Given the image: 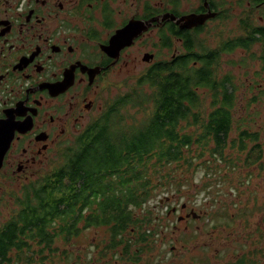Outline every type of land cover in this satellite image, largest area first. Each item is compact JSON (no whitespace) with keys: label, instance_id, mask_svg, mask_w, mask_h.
<instances>
[{"label":"flooded vegetation","instance_id":"obj_1","mask_svg":"<svg viewBox=\"0 0 264 264\" xmlns=\"http://www.w3.org/2000/svg\"><path fill=\"white\" fill-rule=\"evenodd\" d=\"M151 1L0 0V128L12 134L0 190L19 182L25 189L50 177L81 135L101 127L115 100L129 90L131 77L136 83L155 64L188 55L194 67L208 65L218 80L234 84V69H250L255 70L249 72L255 79L250 84L264 85V0H196L186 11H179L181 0H163L169 9ZM191 14L212 16L191 28L176 23ZM152 19L157 20L149 23ZM140 24L147 30L130 41ZM146 37L154 44L147 45ZM133 51H141V62ZM230 112L236 140L226 147L245 146L236 150L244 154L237 163L241 177L249 174L243 170L264 173L258 136L264 126L254 130L250 114L240 117L243 110L236 107ZM250 190L235 189L237 204L221 203L223 211L218 206L207 213L197 208L202 204L194 203L192 190L174 189L158 201L161 217L153 207L115 236L105 227L82 231L78 238L88 231L98 235L92 251L78 255V264H264V195L259 205ZM182 196L188 200L180 202ZM211 202L201 207L213 208ZM210 218L212 226L206 224ZM168 242L173 244L167 247ZM29 248L30 264H52L49 252ZM19 255L16 249L0 253V264H17ZM58 255L62 264V247Z\"/></svg>","mask_w":264,"mask_h":264},{"label":"trees","instance_id":"obj_2","mask_svg":"<svg viewBox=\"0 0 264 264\" xmlns=\"http://www.w3.org/2000/svg\"><path fill=\"white\" fill-rule=\"evenodd\" d=\"M191 60L187 55L148 68L115 100L101 127L66 151L50 177L24 189L14 214L0 225V253L16 249L30 264L33 258L20 252L30 245L51 256L57 238L73 244L97 227L115 236L155 194L182 187L201 165L197 160L227 162L226 151L246 149L226 147L236 140L234 86ZM202 90L209 92L208 103ZM112 222L122 224L111 228Z\"/></svg>","mask_w":264,"mask_h":264},{"label":"rangeland","instance_id":"obj_3","mask_svg":"<svg viewBox=\"0 0 264 264\" xmlns=\"http://www.w3.org/2000/svg\"><path fill=\"white\" fill-rule=\"evenodd\" d=\"M156 1L161 2L160 6L163 9H169V6H171L170 3H165L163 0H156ZM194 1L196 0H181V3H179V11L180 8L181 10L184 11L189 10L194 5L193 4ZM145 42L147 45L154 44V41L149 37H146ZM150 50L153 51V48L151 47ZM139 52L141 51H133L132 56H138L137 60L138 62H141L142 55H139ZM137 69L138 67L135 68L133 72H135ZM251 71L255 72V70H250V69H234L232 72V75L235 78V83L232 85L234 86L235 89V97H237V103L235 107L237 109L243 110L241 115H239L240 117L246 118V114L248 115L250 114V117H252L254 120L253 127L251 128L254 130L256 129L260 130V126L261 125L264 126V85L253 86L250 84V82L255 80L254 75L249 74V72ZM131 79L132 81L130 82V86L134 84L133 82L134 76H132ZM130 86H128V88ZM253 87H254V91L252 90ZM125 90L126 89H124L122 92H124ZM201 96L206 98L207 103L209 102V92L207 90H202ZM252 97H256L257 100L250 101L249 99ZM253 111L256 112L258 111V113H254ZM231 134L232 137L234 138L235 133H231ZM258 136L262 138L261 149L263 153L262 156L264 158V133H259ZM225 154L229 155L226 157L227 162L214 161L211 160L209 157H204L202 160H197L196 163L201 165L193 167L194 173L191 176L187 175L188 178L186 179L185 182L182 183V187L180 185L179 189L192 190V198L195 200L194 203L196 205L199 204L204 205L206 202L211 200L212 202L210 204L213 205V208L201 207L202 205L197 206V208H201L207 211V213H212L214 209H216L218 206H220L218 208L219 211L220 212L223 211V207L221 203L231 206L233 204H237L238 203L237 197L234 193V190L239 188H243L247 190L251 189L250 194L254 195L255 198L258 199L259 205H261L262 193L264 195V173H262L261 171L258 172L257 170L253 171V169L252 172H249L248 170L246 171L243 170L244 173H249L252 175L248 174L244 177H241L243 175L240 174V171L238 169L239 168L243 169V167L242 166L237 167V163L241 162L244 154L240 155L235 151L231 152L229 150L226 151ZM261 165L264 166V159ZM247 181H249L250 183L249 186H246ZM25 185L19 182L10 188H3L0 190L3 193V195L0 197V225L14 214V211L18 207L17 204L18 200H21L23 198L22 195L24 193ZM209 191L211 192V196H212L211 198L206 195V193ZM173 193H174V189H172V187L167 188L164 191L158 192L151 200H149L147 205H145L144 209L136 212L137 216L140 218L145 211L155 207L154 209L155 215L161 217L162 213L161 210L158 208V201L163 197L170 196ZM187 200H188L187 197L182 196L180 202ZM222 200H226V202H222ZM262 209L263 207H260V211ZM214 223H215L214 219L210 218V221L207 222L206 224L208 226H212ZM83 235H85V238H83V236L82 238H75L73 244H69V245L61 242L62 238H57L53 244V248L55 249V251L53 252V256L51 255V263L60 264L59 262L60 258L58 253L62 247V264H78L80 260H82L81 257L78 256L79 254H81L82 252L89 253L90 251H92V244L90 243L92 242V237L95 234L92 231H88ZM99 239L100 237H96V241H98ZM172 244L173 243L168 242L166 246L168 247ZM103 245L104 244H99L98 246H103ZM32 246H33V251L37 252L38 248L35 245H30V247ZM259 247H261V245H259ZM167 251L168 249L164 250V252ZM20 252L28 253L32 255V250L30 248L23 249ZM33 256L35 259V255ZM86 260H87V256H84V261L86 262ZM21 261L18 259L17 264L29 263V261H26L24 259Z\"/></svg>","mask_w":264,"mask_h":264},{"label":"water","instance_id":"obj_4","mask_svg":"<svg viewBox=\"0 0 264 264\" xmlns=\"http://www.w3.org/2000/svg\"><path fill=\"white\" fill-rule=\"evenodd\" d=\"M167 16L170 18L171 21L175 20V18L173 16H171V15H167ZM167 16H165V17H167ZM211 16L212 15H209V14H207V15L206 14H204V15L191 14V15L181 17L180 19H177L176 23H179L180 21H182L181 20L182 18H186V22L182 21L183 23L180 27L191 28V27H194L196 25L203 24L204 21ZM156 20L157 19H152V20H150L149 23H151V21H156ZM132 30H133V27H132ZM143 30H147V27L144 25H142L139 28H136V32H132V34H131L130 41H132V38L137 36ZM119 34H120V32L116 34V37H114V42L116 41L117 37L119 38ZM11 135L12 134H10V131L7 130L5 127L0 128V167L2 165V160H3L4 154L6 153L8 147L10 145Z\"/></svg>","mask_w":264,"mask_h":264},{"label":"bare ground","instance_id":"obj_5","mask_svg":"<svg viewBox=\"0 0 264 264\" xmlns=\"http://www.w3.org/2000/svg\"><path fill=\"white\" fill-rule=\"evenodd\" d=\"M181 20L184 21V22H186V18H182ZM141 26H142V24H140L137 28H139Z\"/></svg>","mask_w":264,"mask_h":264}]
</instances>
